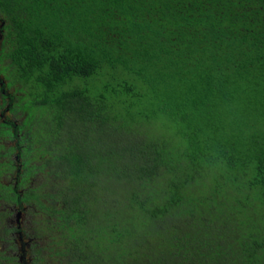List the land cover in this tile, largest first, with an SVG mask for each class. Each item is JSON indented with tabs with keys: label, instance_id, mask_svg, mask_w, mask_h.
<instances>
[{
	"label": "trees",
	"instance_id": "1",
	"mask_svg": "<svg viewBox=\"0 0 264 264\" xmlns=\"http://www.w3.org/2000/svg\"><path fill=\"white\" fill-rule=\"evenodd\" d=\"M0 14L59 264H264V0Z\"/></svg>",
	"mask_w": 264,
	"mask_h": 264
},
{
	"label": "rangeland",
	"instance_id": "2",
	"mask_svg": "<svg viewBox=\"0 0 264 264\" xmlns=\"http://www.w3.org/2000/svg\"><path fill=\"white\" fill-rule=\"evenodd\" d=\"M0 18L4 19L1 14ZM5 34L3 20L1 57L10 45ZM19 88L4 58L0 62V264H59L45 206L52 187L42 154L45 135L34 122H27Z\"/></svg>",
	"mask_w": 264,
	"mask_h": 264
},
{
	"label": "flooded vegetation",
	"instance_id": "3",
	"mask_svg": "<svg viewBox=\"0 0 264 264\" xmlns=\"http://www.w3.org/2000/svg\"><path fill=\"white\" fill-rule=\"evenodd\" d=\"M17 157V156H16Z\"/></svg>",
	"mask_w": 264,
	"mask_h": 264
}]
</instances>
